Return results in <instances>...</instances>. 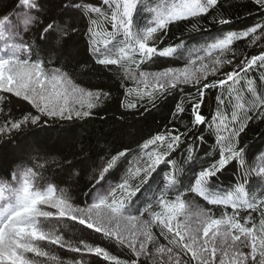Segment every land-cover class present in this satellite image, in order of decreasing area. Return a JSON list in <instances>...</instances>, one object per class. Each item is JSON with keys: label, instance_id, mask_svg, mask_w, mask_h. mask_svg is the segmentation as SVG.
<instances>
[{"label": "snow or ice", "instance_id": "snow-or-ice-1", "mask_svg": "<svg viewBox=\"0 0 264 264\" xmlns=\"http://www.w3.org/2000/svg\"><path fill=\"white\" fill-rule=\"evenodd\" d=\"M45 2L17 0L11 11L6 9L0 13V91L29 102L37 113L6 121L0 126V134L19 130L29 123L38 125L42 117L66 121L87 118L93 115V109L112 98L100 89L93 91L81 87L59 67L48 69L44 61L33 59L37 48L48 53L59 51L62 44L79 31L78 23L86 19L83 35L95 62L105 68L119 65L126 77L144 84V90L129 88L125 91V98L119 102V107L125 110L121 118L130 110L138 109L145 97L155 108L159 100L166 99L177 89L183 92V86L191 85L195 93L176 103L172 117L181 119L186 111L185 104H190L192 129H199V134L192 133L195 140L201 143L206 140L202 125L207 126L210 135L215 131L219 158L197 171L195 162L199 157L190 156L193 163L189 170L193 172L194 183L190 182L180 191L181 178L166 169L174 166L178 151L188 146L187 140H182L188 132L178 129L157 132L144 141L143 154L136 160L129 162V149L124 148L101 162L90 177L91 187L78 202L53 183L41 185L40 182L46 180L43 165H21L7 183H0V264H35L28 254L48 255L35 243L43 240L67 247L71 252L102 258L96 264H142V256L152 260V264H264V186H261L264 166L246 169L242 174L244 183L234 188L216 186L218 174L236 162L245 166L246 160H254L257 156L264 160V148L253 150L241 143V134L246 133L251 122L264 123V92L256 95L254 81L248 79L247 91L255 97L249 103L240 90L233 87L253 69L264 72V50L259 55L241 59L231 71L223 73V78L205 82L209 71L215 75L225 64L233 63L220 56L231 51L234 41L249 37L252 44L264 41V20L213 38L201 49L209 56L213 52L220 54L211 68L203 63L205 56L198 54L200 50L193 49L191 52L197 53L196 59L189 58L185 66L166 67L156 72L140 71L137 78L130 72L131 64L139 68L144 63L155 62L157 57H171L176 53V47L161 50L156 46V42H162L167 35L170 24L189 17H206L221 6L219 0H180L153 9L154 17L146 20L142 28L137 27L135 18L143 0H101V5L93 0H58V16L47 12ZM253 4L264 13V0H253ZM218 22L230 24L227 19ZM102 23L110 24L112 31L102 28ZM118 36L123 39L117 40ZM197 61L200 66L193 71L191 65ZM260 83L264 85V77ZM214 88L226 90L230 96L235 93L237 102L230 120H226L220 110L225 104L223 95L216 97L217 111L211 119L202 114L205 92ZM134 91L137 99H128ZM75 167L69 164L68 171ZM253 172L258 177L255 181L250 179ZM109 177L118 182L108 183ZM258 186L260 190L256 191ZM169 188L175 190L174 198L169 197ZM186 192L196 194L208 205L231 208L232 212L216 218L211 209H200L196 213L186 211L182 199ZM241 211L248 212L243 223L238 218ZM252 213H259L258 224L253 222ZM52 217L77 221L83 226L82 231L98 234L96 241L89 243L81 239L74 244L60 235L46 232L41 218L46 221ZM153 228L159 229V236L166 243L159 242ZM104 240L127 247L131 256L121 259L112 254L101 246ZM152 246H155L154 251Z\"/></svg>", "mask_w": 264, "mask_h": 264}, {"label": "trees", "instance_id": "trees-1", "mask_svg": "<svg viewBox=\"0 0 264 264\" xmlns=\"http://www.w3.org/2000/svg\"><path fill=\"white\" fill-rule=\"evenodd\" d=\"M168 1L170 0H143V4L138 6L140 11L135 18L137 27L142 28L146 20L154 17L155 13L152 10L166 6ZM93 2L101 5V0H93ZM16 3L17 0H0V13L6 9L11 11ZM219 4L221 6L215 11H210L206 17H189L186 20L170 24L167 35L163 36L162 42H156V46L161 50L165 47H176V53L171 57H157L155 62L144 63L139 68H137V64H131L130 72H134L138 78L140 71L156 72L166 67L185 66L189 58L196 59L197 53L191 52L193 49L200 50L198 54L205 56L203 63L211 68L213 61L220 54L213 52L209 56L201 49L211 43L213 38L228 31L241 30L245 26H252L264 20V13L257 6H254L253 0H219ZM57 5L58 0H46L45 2L47 12L53 16L59 15L60 9ZM219 19H227L230 24L221 25L218 22ZM86 23V19L78 23L79 31L72 34L62 44L59 51L48 53L37 48L33 59L44 61L48 69L59 67L68 72L74 82L81 87L93 91L100 89L108 92L112 98L93 109V115L87 118L66 121L42 117L38 125L29 123L19 130L0 134V183H7L11 175L21 165L26 167L43 165V175L46 180L40 182L42 186H46L49 182L53 183L58 189L65 190L74 202L82 201L84 199L83 193L91 187L90 177L94 170L100 167L101 162L106 161L118 150L124 148L129 149L130 155L127 159L131 162L140 154L141 145L144 141L151 136L157 132L164 133L178 129L180 132H188L186 138L182 137V140H187L188 146L178 151L174 157V166L166 169V171L179 175L182 180V186L179 190L184 191L190 182L194 183L193 172L189 170V166L193 163L189 159L190 156L199 157L195 162L197 171L202 165L207 167L213 160L219 158L215 131L210 135L207 126L202 125L200 127L205 129L203 135L206 140L203 143L195 140L192 133L199 134V129H192L190 104H185L186 111L182 114L181 119L174 120L172 117L176 103L182 98L194 94L195 88L191 85H185L183 92H180L179 89L175 90L166 99L159 100L155 108L147 102L145 97L138 109L130 110L124 118H121V114L125 110L119 107V102L125 98V91L129 88L134 90L144 88V84L126 77L125 70L119 65H110L105 68L95 62V57L91 55L88 49L87 38L83 35ZM102 28L112 31L110 24L102 23ZM122 39V36L117 37V40ZM102 46L103 36L101 37ZM230 48L231 51L225 52L220 58L232 60L233 63L225 64L215 75L209 71L205 82L221 79L223 73L231 71L241 59L259 55L264 50V41H257L256 44H252L251 37L244 38L234 41ZM137 61L139 62V57H137ZM259 72V70L254 69L248 73L247 77H244L246 80H255L258 95L264 92V85L260 83L258 76ZM236 88L240 90L241 96H244L242 88ZM233 94L230 96L226 90L220 88L206 90L201 109L202 114L211 119V116L215 115L217 111L216 97L223 95L225 104L220 106V110L227 115L229 120L231 112L234 110ZM128 99L136 100L137 97L133 92ZM28 113L37 114L29 102L16 97L14 94L0 91V126H3L8 120L21 119ZM45 120L47 123H44ZM213 128L215 129V125ZM241 143L244 146H251L253 150L264 148V123L260 121L251 122L246 133L241 134ZM259 157L257 156L254 160H246L245 166L236 162L226 171L218 174L216 186L231 189L238 183H244L242 174L245 173L246 169H258L264 166V160L261 158L257 160ZM81 161L83 163H80ZM69 164L76 165L70 172L68 171ZM126 167L127 164H125V169ZM122 174L121 172L120 175ZM250 179L253 181L258 179L255 172L252 173ZM116 182L118 181L109 177L108 183ZM160 187L163 188V185L161 184ZM259 190L260 186L256 188V191ZM168 195L170 198H174L175 190L169 188ZM182 199L187 206L185 210H190L192 213H196L200 209H211L212 215L218 218L225 212L228 214L232 212L231 208L225 209L223 206L208 205L206 201L194 193L186 192ZM45 210L49 209L46 208ZM247 215L248 212L241 211L238 216L241 223L244 222ZM252 216L253 222L258 224L259 213H252ZM41 219L46 232L60 235L65 241H71L74 244H77L81 239H87L89 243L96 241L98 234L91 230L82 231L83 226L79 225L77 221H72L66 217H52L46 221ZM153 232L157 234L160 243H166L163 237L159 236L158 228H153ZM35 243L48 254L38 256L35 253H29V258L34 260L35 264H70V262L75 264L76 261L81 260L83 264H96L98 259H102L95 257L94 254L71 252L67 247L53 244L49 240L36 241ZM101 246L106 247L112 254L121 259H127L131 256L127 247L118 246L113 241L104 240ZM152 247L154 251L155 246ZM156 259L159 261L158 255ZM140 260L142 264H152V260H146L143 256L140 257Z\"/></svg>", "mask_w": 264, "mask_h": 264}, {"label": "rangeland", "instance_id": "rangeland-1", "mask_svg": "<svg viewBox=\"0 0 264 264\" xmlns=\"http://www.w3.org/2000/svg\"><path fill=\"white\" fill-rule=\"evenodd\" d=\"M180 2V0H171V2H169V3H167L166 4V6H170L172 3H179ZM199 66H200V61H199V63H196V64H194V65H191V69L193 70V71H195L196 69H198L199 68ZM180 67H183V66H180ZM254 70V69H253ZM257 70V69H256ZM251 73V72H250ZM258 76L260 77V82H261V78L262 77H264V72H262V71H260L259 72V74H258ZM138 78H139V75H138ZM244 80V81H243ZM243 80H241V81H243L242 83L240 82L239 84H237V85H234L233 87H241L242 88V90H243V92H244V96L242 95V97L244 98V100H247L249 103H251V101L255 98L254 97V95L252 94V93H250V92H248L247 91V80L245 79V78H243ZM253 81H254V86L257 88V84L255 83V80L254 79H252ZM142 90H144V88H141ZM148 90H150V89H148ZM134 93H135V91H134ZM256 95H258V93H256ZM233 102L232 103H234L233 104V106L235 105V103L237 102L236 101V95H235V93L233 94ZM233 111V110H232ZM223 114V116L226 118V120H228V117H227V115L225 114V113H222ZM230 120V119H229ZM217 123H219V121H217ZM229 127H231V125L229 124ZM224 134H226V133H224ZM142 151L140 152V154L138 155V156H136L134 159H132L131 161H133V160H136L138 157H140V156H142ZM257 160H260V157L257 159ZM127 168V167H126ZM186 206V205H185ZM187 207V206H186ZM185 207V208H186ZM180 219H182V217L180 218ZM192 219L193 220H195V218H194V216L192 217ZM245 251H247L248 249H244ZM217 255L219 256L220 255V253L218 252L217 253Z\"/></svg>", "mask_w": 264, "mask_h": 264}]
</instances>
